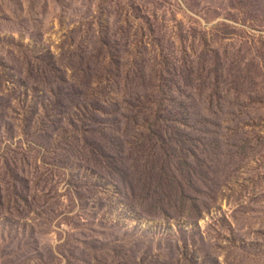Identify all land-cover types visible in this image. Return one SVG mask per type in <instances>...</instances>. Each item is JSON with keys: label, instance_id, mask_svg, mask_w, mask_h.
Here are the masks:
<instances>
[{"label": "rangeland", "instance_id": "obj_1", "mask_svg": "<svg viewBox=\"0 0 264 264\" xmlns=\"http://www.w3.org/2000/svg\"><path fill=\"white\" fill-rule=\"evenodd\" d=\"M0 264H264V0H0Z\"/></svg>", "mask_w": 264, "mask_h": 264}]
</instances>
